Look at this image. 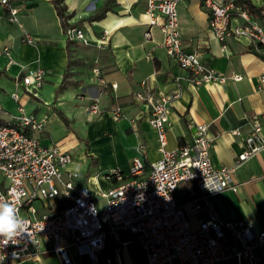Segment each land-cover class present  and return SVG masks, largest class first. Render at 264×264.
<instances>
[{
	"label": "crops",
	"instance_id": "1",
	"mask_svg": "<svg viewBox=\"0 0 264 264\" xmlns=\"http://www.w3.org/2000/svg\"><path fill=\"white\" fill-rule=\"evenodd\" d=\"M106 1H63L71 15L69 24L83 28L94 41L103 32L108 33L105 49L74 41L69 58L68 39L53 0H9L18 10L13 20L0 0V122L12 123L19 105H27L29 96L55 112L61 111L69 126L56 114L61 125L80 130V139L85 140L84 148L70 165L82 175L76 183L89 188L102 209L105 205L102 193L112 186L105 174L113 169L128 172L133 157L140 154V143L144 145L142 157L147 166L161 158L157 132L148 121L149 107L136 98L135 92L179 90L180 96L172 102L169 111V149L191 141L194 129L188 124H208L209 135L214 138L213 162L217 166L235 168L232 184L237 185L236 190L225 189L209 197L203 203L204 210L191 218L192 225L197 226L212 210L221 220L250 219L257 229H264V148L240 164L236 162L241 151L253 144L249 140L251 126L246 116L259 115L264 126V88L258 90L264 75L262 56L253 49L248 38L229 40L223 47L210 28V11L200 0H185L178 5L184 49L200 52L201 63L220 75L242 76L239 81L227 79L225 84L193 85L187 79L190 73L167 54L160 26L149 25L146 0H112L116 5L112 4L103 18L85 21ZM252 1L263 7L264 14V0ZM239 22L232 19L233 24ZM259 22L264 23V20ZM28 37L35 41L28 43ZM69 60L74 63L67 76L68 85L58 90ZM38 69L46 74L36 97L23 90L20 80ZM178 77H181L179 83ZM112 84H116V88ZM73 86L78 87L76 92L71 90ZM14 93L20 94L19 100L13 98ZM94 101H98L99 114L87 111ZM116 107L122 110L120 118L113 114ZM30 112L46 121L39 134L42 143H53L49 141L52 130L47 126L48 112L43 114L38 105ZM234 128H239L241 134H232ZM92 159H96V164ZM50 205V200H41L35 203V208L38 214L56 211L57 208ZM60 243L67 242L61 239ZM54 245L52 241H42L34 248V257L17 264H63V255L53 251ZM66 252L72 264H91L90 257L80 255L76 247L67 248ZM256 253L264 261V242ZM108 256L112 264H149L144 249L134 242V235L124 230L118 236L108 237L105 250L98 256V264H108Z\"/></svg>",
	"mask_w": 264,
	"mask_h": 264
},
{
	"label": "built area",
	"instance_id": "2",
	"mask_svg": "<svg viewBox=\"0 0 264 264\" xmlns=\"http://www.w3.org/2000/svg\"><path fill=\"white\" fill-rule=\"evenodd\" d=\"M184 1L146 0L149 25L160 26L167 54L190 73L187 79L193 85L241 80L240 75H220L201 63L200 52L184 49L178 12V5ZM200 2L210 11V28L223 47L229 40L248 38L264 59V23L252 18L234 0ZM1 3L9 9L10 19H16L18 10L9 0ZM233 18L241 22L233 24ZM64 33L68 40L86 46L105 49L108 45L107 32L94 41L83 28L71 24ZM34 41L33 37L27 38L28 43ZM6 53L10 54L9 50ZM95 73L99 71L95 69ZM45 74L43 69L31 71L20 80V85L37 97ZM177 80L179 83L181 77ZM112 87L116 88V84ZM263 88L264 75L258 90ZM135 96L149 107L148 121L157 132L161 158L147 166L142 157L144 145L140 143V154L133 157L128 172L113 169L105 174L112 186L102 193L105 199L102 209L89 188L77 185L82 175L70 168L74 157L55 143H42L39 134L44 130L45 119L19 106L12 123L0 122V198L17 208L27 224L26 231L11 240L0 237V264H17L34 257V248L42 241L54 242L53 251L63 255V264H72L66 252L70 247L89 256L91 264H98L108 237L118 236L122 230L134 235V242L144 249L149 264H264L256 253L264 242V229H257L254 221L221 220L211 210L197 226L192 225L191 218L204 210L203 203L209 197L225 189H237L232 184L235 168L213 162L214 138L209 135V125L188 124L194 129L191 141L169 149V111L180 91L137 90ZM13 98L19 100L20 94L14 93ZM87 111L99 114L98 101L92 102ZM113 114L120 118L121 108L116 107ZM246 120L251 126L249 140L253 144L241 151L237 164L264 148L260 116L248 115ZM231 132L241 134L239 128ZM41 200H50L56 211L38 214L35 203ZM61 204L63 207L59 208ZM61 239L67 243L61 244ZM106 262L112 264V258L106 257Z\"/></svg>",
	"mask_w": 264,
	"mask_h": 264
},
{
	"label": "trees",
	"instance_id": "3",
	"mask_svg": "<svg viewBox=\"0 0 264 264\" xmlns=\"http://www.w3.org/2000/svg\"><path fill=\"white\" fill-rule=\"evenodd\" d=\"M64 0H53L58 16L61 19V23L63 26L64 31L71 25L69 24V19L71 18V15L67 13V8L63 3ZM234 2L241 7L242 9L248 11L250 13V15L252 16V18L258 20V21H262L264 20V14H263V7L262 6H257L256 4H254V2L252 0H234ZM112 4L113 1L112 0H107L102 7H100L94 14H92L91 16L87 17L85 19V21L88 22H94L96 20H99L101 18L104 17L105 13L107 11H110L112 9ZM116 5V4H113ZM76 44V42L74 41H67V49H68V57L71 58L72 57V45ZM258 53V52H257ZM259 54V53H258ZM74 62H72L71 60L68 61V65L67 68L65 70L64 73V79L62 84L59 86L58 90H63L67 87L68 82H67V76H69V70L71 65ZM56 113L59 115V117L62 119V121L69 126V121L68 119L64 116V114L59 111L56 110ZM92 163L96 164V159H92ZM57 202L60 204L61 199L60 197L57 198ZM63 205L61 204L59 206V208H62Z\"/></svg>",
	"mask_w": 264,
	"mask_h": 264
},
{
	"label": "rangeland",
	"instance_id": "4",
	"mask_svg": "<svg viewBox=\"0 0 264 264\" xmlns=\"http://www.w3.org/2000/svg\"><path fill=\"white\" fill-rule=\"evenodd\" d=\"M77 88V86H73L71 90L76 92ZM21 103L23 104V102ZM37 105L41 106V111L43 114H46L47 112L49 114V117L47 116V126L50 128V130H52L51 134L49 135V141H53V143L58 145L62 150L69 152L73 157L78 154L79 151H81V149H83L85 146V140L80 139V136H82V134L79 132L80 130L74 131L73 129L64 127L63 123L61 125V121L59 118H57L58 116L56 115L57 113L55 110L53 111V109L47 107L40 100L32 96L28 97L27 105H24V107L28 113H32L30 110H34ZM80 163L84 164L85 161H81Z\"/></svg>",
	"mask_w": 264,
	"mask_h": 264
},
{
	"label": "clouds",
	"instance_id": "5",
	"mask_svg": "<svg viewBox=\"0 0 264 264\" xmlns=\"http://www.w3.org/2000/svg\"><path fill=\"white\" fill-rule=\"evenodd\" d=\"M26 228V221L19 216L18 209L0 198V237L11 240L24 233Z\"/></svg>",
	"mask_w": 264,
	"mask_h": 264
}]
</instances>
